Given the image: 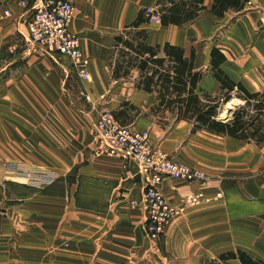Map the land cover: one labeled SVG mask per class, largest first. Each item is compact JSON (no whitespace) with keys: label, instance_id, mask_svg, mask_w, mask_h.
Returning a JSON list of instances; mask_svg holds the SVG:
<instances>
[{"label":"crops","instance_id":"obj_1","mask_svg":"<svg viewBox=\"0 0 264 264\" xmlns=\"http://www.w3.org/2000/svg\"><path fill=\"white\" fill-rule=\"evenodd\" d=\"M65 1L74 8L69 29L89 74L78 77L81 84L72 80L68 58L26 43L29 11L14 2L0 7V264H201L237 250L264 262V140L192 134L184 121L162 128L145 116L155 95L137 87V71L112 78L113 37L156 0ZM212 3L204 0L206 9L182 25L201 46L173 41L169 27L178 26L159 24L154 32L144 23L147 44L193 50L194 69L203 72L199 86L216 96L214 47L232 81L264 93V0H248L224 18L209 12ZM122 103L141 111L128 110L134 114L126 126L148 132L152 147L206 177L160 185L175 214L155 238L143 230V174L105 149L95 130L98 114ZM230 103L242 104L232 97L221 118Z\"/></svg>","mask_w":264,"mask_h":264},{"label":"trees","instance_id":"obj_2","mask_svg":"<svg viewBox=\"0 0 264 264\" xmlns=\"http://www.w3.org/2000/svg\"><path fill=\"white\" fill-rule=\"evenodd\" d=\"M248 0H213L209 12L224 18L228 12L244 10ZM204 0H156L155 9L139 10L135 20L113 37L114 56L110 63L114 79L127 77L137 71V87L155 95V103L145 116L157 120L162 128L184 121L191 133L206 130L214 134L258 144L264 140V93L249 92L240 82L232 81L220 68L224 55L212 48L209 55L210 74L219 84V94L210 95L200 88L202 71L194 69V52L186 55L183 48L169 43L148 45L147 32L140 29L157 16L161 26H182L196 20L204 11ZM232 97L237 105L230 117H220L223 106ZM128 110L141 111L122 103L111 114L121 125L131 122ZM136 116V115H135ZM235 262V263H232ZM201 264H264L242 251L226 252L216 259L202 258Z\"/></svg>","mask_w":264,"mask_h":264},{"label":"built area","instance_id":"obj_3","mask_svg":"<svg viewBox=\"0 0 264 264\" xmlns=\"http://www.w3.org/2000/svg\"><path fill=\"white\" fill-rule=\"evenodd\" d=\"M14 2L22 10L29 13L26 23V43L37 51L57 53L68 58L78 75L85 81L89 79L76 34L72 33L69 25L73 15V5L65 0H38L32 5L30 0H0V7ZM153 9L147 8V13ZM5 17L10 16L8 9H3ZM151 22H158L157 16L150 17ZM98 140L105 149L114 151L124 161L137 164L144 176L145 189L141 198L144 205V233L155 238L164 232L175 209L164 197L160 185L166 179L184 182L204 181V173L174 161L168 155L152 147L148 132H137L129 126L118 123L110 111L99 113L96 125ZM132 205L136 202L132 201Z\"/></svg>","mask_w":264,"mask_h":264},{"label":"rangeland","instance_id":"obj_4","mask_svg":"<svg viewBox=\"0 0 264 264\" xmlns=\"http://www.w3.org/2000/svg\"><path fill=\"white\" fill-rule=\"evenodd\" d=\"M150 9H152V8H150ZM149 23H150V31H154L155 32L156 30L154 28L155 27H158L159 28V26H158L159 25V22H151L150 21ZM188 28H189V26H187V25L180 26L179 28L169 27V29H170V36H172V38L171 37L170 38L173 41H177L179 43L184 44L187 48H189L191 46H194V45L197 46V47L201 46L202 45V42H198V40H195L194 41L193 38H191L190 36H188L189 35V34H187ZM159 30L161 31V29H159ZM71 68L73 69V65H71ZM71 75H72V78H73L72 80L73 81H77V82H79V84H81L80 80L78 79V75L76 74V72H74ZM103 111H105V110H103ZM103 111H101V112H103ZM130 113H133L134 114V112H132V111ZM98 116H99V114H98Z\"/></svg>","mask_w":264,"mask_h":264},{"label":"water","instance_id":"obj_5","mask_svg":"<svg viewBox=\"0 0 264 264\" xmlns=\"http://www.w3.org/2000/svg\"><path fill=\"white\" fill-rule=\"evenodd\" d=\"M236 106L235 103H230L229 108L225 111L224 116L227 117L230 113V110L233 109Z\"/></svg>","mask_w":264,"mask_h":264}]
</instances>
